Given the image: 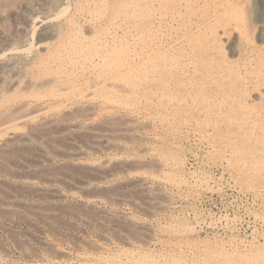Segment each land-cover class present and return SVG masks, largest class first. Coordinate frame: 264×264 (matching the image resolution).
Here are the masks:
<instances>
[{"label": "rangeland", "instance_id": "obj_1", "mask_svg": "<svg viewBox=\"0 0 264 264\" xmlns=\"http://www.w3.org/2000/svg\"><path fill=\"white\" fill-rule=\"evenodd\" d=\"M26 1L0 0V30ZM69 2L119 69L27 77L57 19L23 44L0 87V264H264V0Z\"/></svg>", "mask_w": 264, "mask_h": 264}, {"label": "bare ground", "instance_id": "obj_2", "mask_svg": "<svg viewBox=\"0 0 264 264\" xmlns=\"http://www.w3.org/2000/svg\"><path fill=\"white\" fill-rule=\"evenodd\" d=\"M75 1V0H74ZM114 1V0H113ZM140 1V0H139ZM150 1V0H149ZM155 1V0H154ZM186 1V0H185ZM212 1H214V0H212ZM252 1V0H251ZM69 2V0H32V1H30L29 0V2H25V4L22 6V7H20L18 10H15L14 11V13L15 14H13V12H12V14H13V29L11 30V31H6V30H0V87H1V83H2V80L5 78V76L8 74V73H10V72H12L13 70H15L17 67H19L18 65H19V62L22 60V56L24 55V52L26 51V49L25 48H22L23 47V44L25 43V42H30V39H31V36H32V34H35V32H36V30L37 29H39L41 26H45V27H49L51 24H50V22H52V21H54V19H57V21L55 22V24L56 25H60V26H63V24L66 26L64 29H61V31L59 32V35H60V39L58 38L57 40H56V42L53 44V45H51V46H53V47H51V51L50 50H48L47 49V45L50 43V41L49 40H53V38H55L56 36L58 37V31L56 32V31H49V29H47L45 32V35H39V32H38V34H36L37 35V37H36V41H35V47L37 48V49H39V50H41V52H43V54H45L44 53V51L46 52V50H47V58L46 57H41V55H42V53L39 51V53H41V55L39 56V57H35V62H34V64L32 63V66H31V68H30V66H28L29 68H30V71L27 73L26 72V74H27V77H28V75L30 76V77H32L33 75H35V74H37V73H41V72H45L46 73V71H49V70H52V72H53V70L54 69H52L51 67L52 66H54V65H50L52 62L53 63H57V68L55 69V70H58V71H60V69L63 67H61V65L60 64H62V63H64V61H67V63H69L70 65H75V64H83V63H86V62H91V64L92 63H94L93 61H95V62H97V64H98V66L100 65V66H104V67H106V68H112V69H114L115 71H117L118 69H119V64L115 61V59L113 58V48H112V50H111V48H110V41H107L106 39H101L100 41H98V43L97 44H93V45H90V43H88V39H84L86 36H84V38H81V37H78V35H77V37L73 34V31H72V20H73V17L76 15V14H78V11L80 12V8L82 9L83 7V5L81 6V7H78V6H74L75 8H74V10H73V12L70 14L69 13V15L67 16V17H64L63 18V15L64 14H61V12H64L65 10H67V6H63V4L64 3H68ZM70 2H71V0H70ZM69 2V3H70ZM73 2V1H72ZM78 2H80V1H78ZM144 2H146V1H144ZM179 2V1H178ZM258 2V1H257ZM23 3V2H22ZM140 3V2H139ZM1 4V3H0ZM3 4H5V3H3ZM17 4V3H16ZM75 4H77V2L75 3ZM74 4V5H75ZM82 4V3H81ZM88 4V3H87ZM125 4V3H124ZM151 4V3H150ZM9 5V4H8ZM115 5H117V4H115ZM114 5V7L116 8V6ZM134 5H136V4H134ZM146 5V4H145ZM85 6V5H84ZM141 6V5H140ZM144 6V5H143ZM155 6V5H154ZM1 7V6H0ZM15 7V6H14ZM89 7V6H88ZM150 7V6H149ZM69 8V7H68ZM90 8V7H89ZM88 8V9H89ZM92 8V7H91ZM90 8V9H91ZM139 8V7H138ZM141 8H142V6H141ZM94 9V8H93ZM110 9V8H109ZM112 9V8H111ZM117 9V8H116ZM131 9V8H130ZM133 9V8H132ZM131 9V10H132ZM202 9V8H201ZM207 9H209V8H207ZM84 10V9H83ZM134 10H135V8H134ZM138 11H139V9H137ZM143 10V9H142ZM141 10V11H142ZM146 10V9H145ZM153 10H154V7H153ZM70 11V10H69ZM95 11V10H94ZM93 11V12H94ZM114 11V10H113ZM90 12H91V10H90ZM89 12V13H90ZM144 12V11H143ZM155 12V11H154ZM196 12V11H195ZM87 13V12H86ZM95 13V12H94ZM93 13V14H94ZM138 13V12H137ZM197 13V12H196ZM250 13V12H249ZM82 14H83V11H82ZM91 14V13H90ZM92 14V15H93ZM99 14V13H98ZM97 14V15H98ZM102 14V13H101ZM142 14H145V13H142ZM260 14V13H259ZM9 15V14H8ZM248 15V14H247ZM262 15V14H261ZM82 16H84V15H82ZM126 16H128V15H126ZM129 16H130V14H129ZM132 16V15H131ZM130 16V17H131ZM136 16V15H135ZM152 16V15H151ZM250 16V15H249ZM260 16V15H259ZM3 17V18H2ZM4 17H5V14H0V20H3L4 19ZM90 17H91V15H90ZM94 17H96L95 15H94ZM142 17V16H141ZM147 17V16H146ZM173 17V16H172ZM204 17V16H203ZM6 18V17H5ZM83 18V17H82ZM99 18V17H98ZM114 18V17H113ZM135 18V17H134ZM133 18V19H134ZM201 18V17H200ZM85 19V18H84ZM89 19V18H88ZM99 19H101V18H99ZM97 20V19H96ZM110 20V19H109ZM122 20V19H121ZM130 20V19H129ZM168 20V19H167ZM182 20V19H181ZM74 21H76V20H74ZM95 21V20H94ZM93 21V22H94ZM100 21V20H99ZM98 21V22H99ZM111 21V20H110ZM132 21V20H131ZM134 21V20H133ZM138 21V20H137ZM184 21V20H183ZM195 21V20H194ZM255 21V20H254ZM125 22V21H124ZM181 22V21H180ZM11 23V22H10ZM75 24H76V22H74ZM77 23H78V21H77ZM80 23V22H79ZM126 23V22H125ZM93 24V23H92ZM97 24V23H96ZM149 24V23H148ZM169 24V23H168ZM251 24V23H250ZM258 24V23H257ZM79 25V24H78ZM91 25V24H90ZM94 25V24H93ZM92 25V26H93ZM109 25V24H108ZM125 25V24H124ZM160 25V24H159ZM54 26V25H53ZM77 26V25H76ZM75 26V27H76ZM100 26V25H99ZM98 26V27H99ZM102 26V25H101ZM195 26V25H194ZM133 27H134V25H133ZM151 27V26H150ZM158 27V26H157ZM89 28V27H88ZM91 28V27H90ZM95 28V27H94ZM131 28V27H130ZM129 28V29H130ZM147 28V27H146ZM154 28V27H153ZM218 28V27H217ZM55 29V28H54ZM57 29V28H56ZM87 29V28H86ZM85 29V30H86ZM93 28H91V30H92ZM97 29V28H96ZM101 29V28H100ZM105 29V28H104ZM114 29V28H113ZM144 29H145V27H144ZM191 29V28H190ZM224 29V28H223ZM262 29V28H261ZM42 30V29H41ZM52 30H53V28H52ZM79 30V32L80 31H82V29L80 30V29H78ZM101 30H103V29H101ZM111 30V29H110ZM124 30V29H123ZM128 30V29H127ZM131 30V29H130ZM149 30V29H148ZM257 30V29H256ZM121 31V30H120ZM136 31V30H135ZM134 31V32H135ZM144 31V30H143ZM149 31H151V30H149ZM199 31V30H198ZM224 31H225V29H224ZM262 31V30H261ZM78 32V31H77ZM78 32V33H79ZM100 32V31H99ZM129 32V31H128ZM152 32V31H151ZM240 32V31H239ZM88 33V32H87ZM95 33V32H94ZM93 33V34H94ZM96 33H98V32H96ZM110 33V32H109ZM117 33V32H116ZM137 33V32H136ZM157 33H158V31H157ZM225 33V32H224ZM252 33V32H251ZM261 33V32H260ZM92 34V33H91ZM92 34V35H93ZM112 34V33H111ZM125 34V33H124ZM140 34V33H139ZM90 35V34H89ZM96 35V34H95ZM102 35H104L103 33H102ZM115 35V34H114ZM123 35V34H122ZM131 35V34H130ZM151 35V34H150ZM81 36H82V34H81ZM88 36V35H87ZM100 36V35H99ZM98 36V37H99ZM221 36V35H220ZM259 36H260V34H259ZM123 37V36H122ZM131 37V36H130ZM151 37V36H150ZM157 37V36H156ZM245 37V36H244ZM120 38V37H119ZM133 38V37H132ZM141 38H142V36H141ZM153 38V37H152ZM236 38V37H235ZM112 39V38H111ZM116 39V38H115ZM131 39V38H130ZM33 40V39H32ZM124 40H126L127 41V39H124ZM235 40V39H234ZM237 40V39H236ZM260 40H262V39H260ZM34 41V40H33ZM233 41V40H232ZM90 42V41H89ZM96 42V41H95ZM129 42V41H128ZM142 42V41H141ZM145 42V41H144ZM163 42V41H162ZM109 43V44H108ZM127 43V42H126ZM137 43V42H136ZM150 43V42H149ZM124 45H125V43H123ZM132 44V43H131ZM139 44V43H138ZM239 44V43H238ZM29 45V44H28ZM30 45H32V43L30 44ZM95 45V46H94ZM129 45V44H128ZM127 45V46H128ZM134 45H136V44H134ZM113 46V45H112ZM132 46V45H131ZM239 46V45H238ZM237 46V47H238ZM130 47V46H129ZM148 47V46H147ZM232 47V46H231ZM231 47H230V49H231ZM236 47V48H237ZM125 48V47H124ZM235 48V47H234ZM115 50H116V48H114ZM120 49H122V48H120ZM139 49V48H138ZM143 49V48H142ZM233 49V48H232ZM238 49V48H237ZM35 50V49H34ZM117 50H119V45H118V49ZM203 50V49H202ZM120 51V50H119ZM131 51V50H130ZM238 51V50H237ZM132 52V51H131ZM130 52V53H131ZM149 52V51H148ZM236 52V51H235ZM118 53V52H117ZM136 53V52H135ZM143 53H144V51H143ZM147 53V52H146ZM145 53V54H146ZM153 53V52H152ZM205 53V52H204ZM120 54V53H119ZM148 54V53H147ZM202 54V53H201ZM36 55H37V53H36ZM46 55V54H45ZM125 55V54H124ZM132 55V54H131ZM141 56V55H140ZM143 56V55H142ZM223 56V55H222ZM263 56V55H262ZM27 57V56H26ZM124 57V56H123ZM132 57V56H131ZM203 57V56H202ZM201 57V58H202ZM112 58H113V60H112ZM129 58V57H128ZM217 58V57H216ZM223 58V57H222ZM125 59V58H124ZM145 59V58H144ZM154 59V58H153ZM220 59V58H219ZM24 60H25V57H24ZM31 60V59H30ZM34 60V59H33ZM152 60V59H151ZM222 60V59H221ZM26 61V60H25ZM22 62V61H21ZM27 62V61H26ZM142 62V61H141ZM246 62V61H245ZM252 62V61H251ZM52 63V64H53ZM66 63V62H65ZM66 63V64H67ZM123 63V62H122ZM259 63V62H258ZM97 64H94V65H97ZM129 64V62L127 63V65ZM246 64V63H245ZM251 64V63H250ZM27 65V64H26ZM29 65V64H28ZM31 65V64H30ZM87 65V64H86ZM89 65V64H88ZM126 65V66H127ZM174 65V64H173ZM259 65V64H258ZM23 66V65H22ZM51 66V67H50ZM80 66V65H79ZM82 66V65H81ZM61 67V68H60ZM69 67V66H68ZM75 67H77L76 65H75ZM87 67V66H86ZM137 67H139V66H137ZM251 67V66H250ZM264 67V66H263ZM25 68V67H24ZM28 68V69H29ZM74 68V67H73ZM81 68V67H80ZM85 68V67H84ZM101 68V67H100ZM133 68V67H132ZM148 68V67H147ZM229 68V67H228ZM260 68V67H259ZM28 69H27V71H28ZM79 69V68H78ZM227 69V68H226ZM71 70V69H70ZM125 70V69H124ZM230 70V69H229ZM228 70V71H229ZM244 70V69H243ZM26 71V70H25ZM92 71V70H91ZM226 71V70H225ZM233 71V70H232ZM237 71V70H236ZM249 71V70H248ZM14 72V71H13ZM12 72V73H13ZM50 72V71H49ZM54 72H57V71H54ZM70 72V71H69ZM78 71H76V73H77ZM93 72V71H92ZM130 72H133V71H130ZM219 72V71H218ZM231 72V71H230ZM252 72V71H251ZM260 72V71H259ZM24 73V72H23ZM60 73V72H59ZM71 73H73V71L71 72ZM70 73V74H71ZM115 73V72H114ZM136 73V72H135ZM153 73V72H152ZM237 74H238V72H236ZM14 74H15V72H14ZM44 74V73H43ZM93 74V73H92ZM107 74V73H106ZM128 74V73H127ZM225 74V73H224ZM236 74V75H237ZM247 74H249V73H247ZM253 74V73H252ZM251 74V75H252ZM17 75V74H16ZM22 75V74H21ZM20 75V76H21ZM42 75V74H41ZM58 75V74H57ZM57 75L55 76V77H57ZM77 75V74H76ZM88 75V74H87ZM113 75V74H112ZM123 75V77H124V74H122ZM138 75V74H137ZM137 75H133V76H137ZM254 75V74H253ZM262 75V74H261ZM25 76V75H24ZM53 76V75H52ZM50 77L49 79H54V77ZM60 76H62V75H60ZM80 76V75H79ZM78 76V77H79ZM102 76V75H101ZM127 78H128V75H125ZM243 76H245V75H243ZM40 76H38V78H39ZM66 77V76H65ZM69 77V76H68ZM93 77V76H92ZM91 77V78H92ZM106 77V76H105ZM132 77V76H131ZM146 77H148V76H146ZM240 77V76H239ZM246 77V76H245ZM244 77V78H245ZM14 78H15V76H14ZM17 78V77H16ZM21 78V77H20ZM26 78V77H25ZM35 78H37V77H35ZM46 78V77H45ZM58 78V77H57ZM76 78V77H75ZM74 78V79H75ZM89 78V77H88ZM95 78V77H94ZM114 78V77H113ZM119 78H120V76H119ZM130 78V77H129ZM135 78V77H134ZM149 78V77H148ZM227 78V77H226ZM229 78V77H228ZM254 78V77H253ZM11 79V78H10ZM74 79H72V80H74ZM85 79V78H84ZM83 79V80H84ZM90 79V78H89ZM106 79V78H105ZM112 80V77H110V76H108V78H107V80ZM124 79H125V77H124ZM139 79V78H138ZM247 79H248V77H247ZM246 79V80H247ZM19 80V79H18ZM17 80V81H18ZM23 80V79H22ZM21 80V81H22ZM26 80V79H25ZM29 81H30V78L28 79ZM48 80V79H47ZM56 80V79H55ZM63 80V79H62ZM79 80V79H78ZM102 80V79H101ZM120 80H123V79H120ZM127 80V79H126ZM249 80H250V78H249ZM254 80H256V77L254 78ZM6 81V80H5ZM29 81H27V82H24V83H28L29 84ZM32 81V80H31ZM30 81V82H31ZM38 81V80H37ZM48 81H51V80H48ZM77 81V80H76ZM80 81V80H79ZM89 81V80H88ZM91 81L93 82V79H91ZM140 81V80H139ZM251 81V80H250ZM249 81V82H250ZM19 83H20V81H18ZM34 82V81H33ZM39 82V81H38ZM55 82V81H54ZM78 82V81H77ZM91 82V83H92ZM102 82H103V80H102ZM109 82V81H108ZM108 82H106L107 84H108ZM241 82V81H240ZM46 83V82H45ZM52 83V82H51ZM60 82H58V84H59ZM63 83V82H62ZM68 83V82H67ZM90 83V84H91ZM105 83V84H106ZM126 83V82H125ZM246 83V82H245ZM7 84V83H6ZM47 84V83H46ZM57 84V85H58ZM111 84V83H110ZM115 84V83H114ZM113 84V85H114ZM121 84V83H120ZM138 84V83H137ZM8 85H9V83H8ZM7 85V86H8ZM15 85V84H14ZM14 85H11V86H14ZM17 85H19L18 83H17ZM32 85V84H31ZM34 85V84H33ZM52 85H55L54 83L52 84ZM51 85V86H52ZM57 85H55V86H57ZM61 85V84H60ZM60 85H58L59 86V88H60ZM66 85V84H65ZM71 85H72V83L70 84V85H66V86H69V88H71ZM84 85V84H83ZM245 85V84H244ZM20 86L21 85H19V87L17 88V90L20 88ZM25 86H27V88H28V85H24V86H21V87H24V89H26L25 88ZM35 86H36V84H35ZM44 86V85H43ZM46 86V85H45ZM48 86V85H47ZM51 86H50V88H51ZM63 86V85H62ZM128 86V85H127ZM33 87V86H32ZM37 87V86H36ZM39 87V86H38ZM37 87V88H38ZM73 87V86H72ZM90 87V86H89ZM112 87V86H111ZM115 87V89H116V87L117 86H114ZM124 87V86H123ZM14 88V87H13ZM49 88V89H50ZM54 88V87H53ZM86 88V87H85ZM1 89V88H0ZM34 89H35V87H34ZM52 89V88H51ZM80 89V88H79ZM118 89H120V87L118 88ZM127 89V88H126ZM126 89H123V90H126ZM9 90H11V89H9ZM17 90H14V92H17ZM23 90V88L21 89V91ZM31 90V89H30ZM33 90V89H32ZM47 90V89H46ZM56 90V89H55ZM59 90V89H58ZM60 90H64V89H60ZM67 90H69V89H67ZM75 90V89H74ZM82 90V89H81ZM109 90V89H108ZM107 90V91H108ZM21 91H19V92H21ZM36 91V90H35ZM51 91H53V90H51ZM65 92H66V89L64 90ZM88 91V90H87ZM94 91H96V89L94 90ZM18 92V93H19ZM39 92H40V90H39ZM39 92H37V93H39ZM68 92V91H67ZM66 92V93H67ZM97 92V91H96ZM99 92V91H98ZM110 92V91H109ZM121 92V91H120ZM23 93V92H22ZM31 93H33L34 94V90H33V92L31 91ZM36 93V92H35ZM71 93V92H70ZM84 93V92H83ZM82 93V94H83ZM88 93V92H87ZM12 94H13V92H12ZM11 94V95H12ZM15 94V93H14ZM14 94H13V97H15L14 96ZM27 95H28V93H26ZM32 94V95H33ZM48 94V93H47ZM51 94V93H50ZM64 94V93H63ZM63 94H61V95H63ZM68 94H69V92H68ZM72 94V93H71ZM85 94V93H84ZM89 94V93H88ZM96 94H98V93H96ZM101 94H104V92L103 93H101ZM108 94V93H107ZM106 94V95H107ZM7 95V94H6ZM10 95V94H9ZM15 95H17V93L15 94ZM22 95V94H21ZM20 95V96H21ZM26 95V96H27ZM31 95V96H32ZM38 95V94H37ZM40 95V94H39ZM45 95V94H44ZM52 95V94H51ZM74 95V94H73ZM80 95V94H79ZM78 95V96H79ZM34 96V95H33ZM32 96V97H33ZM46 96V95H45ZM44 96V97H45ZM53 96V95H52ZM58 96V95H57ZM72 96V95H71ZM85 96V95H84ZM83 96V97H84ZM86 96H89V95H86ZM90 96H92V94L90 95ZM95 96H97V95H95ZM116 96V95H115ZM2 97V96H1ZM1 97H0V99H1ZM7 97V96H6ZM19 97V96H18ZM35 97V96H34ZM37 97V96H36ZM47 97V96H46ZM5 98V97H4ZM10 98H11V96H10ZM30 98V97H29ZM61 98V97H60ZM95 98V97H94ZM100 98V97H99ZM105 98H107V97H105ZM109 98V97H108ZM112 98V97H111ZM11 99H13V98H11ZM32 99V98H31ZM37 99V98H36ZM41 99V98H40ZM53 99V98H52ZM63 99V98H62ZM78 99V98H77ZM97 99V98H96ZM6 99H4V102H7V101H5ZM71 100V99H70ZM89 100H90V98H89ZM98 100V99H97ZM103 100V99H102ZM110 100V99H109ZM108 100V101H109ZM23 101V100H22ZM30 101H33V100H30ZM35 101V100H34ZM48 101V100H47ZM55 101V100H54ZM9 102V101H8ZM13 102H14V100H13ZM28 102V101H27ZM27 102L26 103H24L25 105L27 104ZM44 102V101H43ZM43 102H42V104H43ZM102 102V101H101ZM104 102V101H103ZM11 102H9V104H10ZM30 103V102H29ZM50 103V102H49ZM58 103V102H57ZM98 103V102H97ZM6 104H8V103H6ZM13 104V103H12ZM23 104V103H22ZM24 104L23 105H21L22 107L24 106ZM32 104V103H31ZM47 104V103H46ZM73 104V103H72ZM103 104V103H102ZM39 105V104H38ZM91 105V104H90ZM36 106V105H35ZM11 107V106H10ZM16 107V106H15ZM17 107H19L18 109L19 110H21V109H23L22 107H20L19 105L17 106ZM17 107H16V109H17ZM39 107V106H38ZM58 107V106H57ZM80 107V106H79ZM83 107V106H82ZM86 107H88V106H86ZM13 108H14V106H13ZM27 108H29V107H27ZM45 108H46V106H45ZM53 108V107H52ZM65 108V107H64ZM85 108V107H84ZM43 109V108H42ZM56 109H59V108H56ZM65 109H68L67 107L65 108ZM14 110V109H13ZM18 110V111H19ZM78 110H80V109H78ZM84 110V109H83ZM43 111V110H42ZM3 112V111H2ZM37 112V111H36ZM39 112V111H38ZM47 112V111H46ZM16 113V112H15ZM22 114H24V112L22 113ZM42 114V116H43V114L44 113H41ZM40 114V112H39V115H41ZM82 114V113H81ZM25 115H27V114H25ZM30 115V114H29ZM63 116V115H62ZM65 116V115H64ZM19 117V116H18ZM22 117V116H21ZM24 117V116H23ZM28 118V117H27ZM31 118H33V117H31ZM120 118V117H119ZM14 119V118H13ZM12 119V120H13ZM21 119H23V118H21ZM67 119V118H66ZM29 120V119H28ZM31 120V119H30ZM20 121V120H19ZM24 121V120H23ZM53 121V120H52ZM12 122V121H11ZM29 123V122H28ZM8 125V124H7ZM261 130V129H260ZM38 131V130H37ZM55 131V130H54ZM36 132V131H35ZM98 135V134H97ZM99 136V135H98ZM104 136H107L106 134L104 135ZM101 137V136H100ZM104 139V138H103ZM241 160V159H240ZM2 163V162H1ZM245 164V163H244ZM227 253V252H226ZM106 259V258H105ZM128 260V259H127ZM111 261V260H110ZM223 261H225V260H223ZM98 262V261H97ZM119 262V261H118ZM110 263V262H109ZM129 263V262H128ZM139 264H141V262L139 263Z\"/></svg>", "mask_w": 264, "mask_h": 264}]
</instances>
